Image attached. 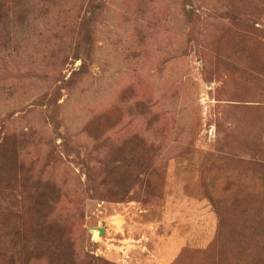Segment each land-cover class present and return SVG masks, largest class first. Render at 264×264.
I'll return each instance as SVG.
<instances>
[{
	"label": "rangeland",
	"instance_id": "obj_1",
	"mask_svg": "<svg viewBox=\"0 0 264 264\" xmlns=\"http://www.w3.org/2000/svg\"><path fill=\"white\" fill-rule=\"evenodd\" d=\"M0 264H264V0L10 8Z\"/></svg>",
	"mask_w": 264,
	"mask_h": 264
},
{
	"label": "trees",
	"instance_id": "obj_2",
	"mask_svg": "<svg viewBox=\"0 0 264 264\" xmlns=\"http://www.w3.org/2000/svg\"><path fill=\"white\" fill-rule=\"evenodd\" d=\"M20 0H0V24L2 23V19L4 18L6 12L10 8H14L19 5ZM98 8L96 6H89V11L86 16L84 15L83 18V26H88V24H91V15L90 13H93ZM92 11V12H91ZM79 43L82 46H78ZM74 49H72V59L80 60L81 65L79 67L80 70H82L87 64H89V61L91 59L92 50H91V37L90 34L85 31L84 35L81 37L79 42ZM80 57V58H79Z\"/></svg>",
	"mask_w": 264,
	"mask_h": 264
},
{
	"label": "water",
	"instance_id": "obj_3",
	"mask_svg": "<svg viewBox=\"0 0 264 264\" xmlns=\"http://www.w3.org/2000/svg\"><path fill=\"white\" fill-rule=\"evenodd\" d=\"M93 233H94L96 236H100V235L103 233V231H102V230H95Z\"/></svg>",
	"mask_w": 264,
	"mask_h": 264
}]
</instances>
